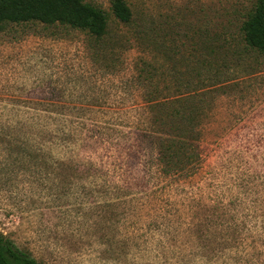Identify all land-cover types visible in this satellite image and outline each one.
<instances>
[{
  "label": "rangeland",
  "instance_id": "374dc122",
  "mask_svg": "<svg viewBox=\"0 0 264 264\" xmlns=\"http://www.w3.org/2000/svg\"><path fill=\"white\" fill-rule=\"evenodd\" d=\"M84 1L109 14L108 44L39 23L0 31V232L43 264H264V54L241 34L257 0H126L151 22L149 48L112 0ZM145 57L160 88L174 67L219 80L194 98L182 174L163 149L188 133L175 103L145 101ZM51 129L63 139L50 145L37 132Z\"/></svg>",
  "mask_w": 264,
  "mask_h": 264
},
{
  "label": "trees",
  "instance_id": "16d2710c",
  "mask_svg": "<svg viewBox=\"0 0 264 264\" xmlns=\"http://www.w3.org/2000/svg\"><path fill=\"white\" fill-rule=\"evenodd\" d=\"M111 13L121 25L134 30L132 40L134 43L139 41L147 48L150 47L152 30L151 22L148 19L141 22L137 21L126 0H112ZM23 23L70 27L87 33L104 45L112 38L109 14L99 7L86 3L84 0H0V31L8 25ZM241 34L248 47L264 54V0L256 1L248 18L242 25ZM101 45L97 44L95 49H98ZM146 53L149 54V52ZM222 61L224 63H220L219 73L221 70L225 71L227 57L223 56ZM152 67L153 64L148 57L141 58L137 63L139 75L142 78L141 83L145 90V101L156 104L160 110H163L171 101L175 103L177 106L173 111L179 115V117H176L179 132L186 131L188 133V136L180 138L176 145L173 141L170 146L166 145L163 149V156L167 159L165 162L167 173L182 174L186 168L190 170V165L195 164L190 159L197 156L195 151L198 150V146L195 145L198 140L194 139L193 130V121L196 118V108H194L196 101L194 98L202 90L215 86L219 80L208 82L207 79H199L196 82H186L183 80V75L189 76L192 71L188 74V72H181L179 68L174 67L169 69V75L173 78L172 83H169L170 86L166 88H160L158 82L154 81L152 77ZM164 89L173 90L174 92L163 94ZM52 118L51 116L46 117L47 120L45 119V121L51 122ZM167 121L165 120L166 123ZM55 131L54 129L39 131L37 136L43 142H48L51 145L54 141L63 139L62 137L59 138ZM35 135L32 134L29 141ZM64 141L66 142V138H64ZM43 157H45V154H43ZM185 158L188 161H185ZM0 264L43 263L0 232Z\"/></svg>",
  "mask_w": 264,
  "mask_h": 264
}]
</instances>
